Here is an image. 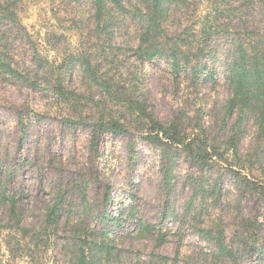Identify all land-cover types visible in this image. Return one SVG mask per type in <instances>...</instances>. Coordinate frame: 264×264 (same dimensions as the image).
<instances>
[{"label": "rangeland", "instance_id": "1", "mask_svg": "<svg viewBox=\"0 0 264 264\" xmlns=\"http://www.w3.org/2000/svg\"><path fill=\"white\" fill-rule=\"evenodd\" d=\"M250 4L260 11V1ZM17 11L14 22L0 18V264H74L84 238L107 246H98V264H235L212 259L213 245L194 229L225 216L233 236L242 217H250L261 221L264 234L262 201L239 176L215 163L203 171L182 151L149 144L134 124L125 132H107L99 125V86L75 69L66 86L83 98L69 104L53 96L48 75L65 55L81 51L82 59L97 61L109 73L106 79L126 83L156 120L166 124L180 116L221 150L235 135L238 152L254 157L262 146L250 117H226L230 88L222 69L215 80L201 75L195 86L165 61L138 60L132 31L99 41L81 0H19ZM180 18L184 27L188 18ZM7 65L28 74L27 82ZM232 154L227 150L228 163ZM168 160L174 169L165 184ZM189 172L198 173L201 185L220 179L221 200L213 204L197 192L196 181L186 179ZM189 202L195 212L187 213ZM240 250L236 264H264L257 251Z\"/></svg>", "mask_w": 264, "mask_h": 264}, {"label": "trees", "instance_id": "2", "mask_svg": "<svg viewBox=\"0 0 264 264\" xmlns=\"http://www.w3.org/2000/svg\"><path fill=\"white\" fill-rule=\"evenodd\" d=\"M248 1L244 4L242 0H235L232 5L227 0H130L127 4L125 0H81V5L87 8L88 19L98 34L97 40L109 42L114 36L126 37V32L132 31V50L138 60L165 61L176 76L189 75L195 86H198L201 75L215 80L220 67L230 88L226 117L238 114L239 122L245 115L250 117L256 139L262 146L261 153L254 157L238 152L235 135L223 143L228 149L221 150L207 138L202 128L198 131L191 129L180 116L166 124L156 120L144 104L128 92L126 83L106 79L109 73L100 69L97 61L82 59L81 51L68 53L58 61L56 70L48 72L54 84L51 93L69 104L83 98L82 94L67 88L65 81L73 76L75 69H79L83 79L101 88L97 99L103 105L99 125L107 132H125L134 124L149 144L182 151L185 159L204 166L201 167L203 171L210 163L225 167L239 176L243 187L260 199L264 207V0H257L260 1V11H252L250 2L253 0ZM18 2L0 0V18L16 21ZM180 15L188 18L184 27H180ZM169 26L175 29L169 31ZM94 50L91 52H99ZM102 50L107 51L105 47ZM2 62L0 58V64ZM7 68L11 74L27 82L28 74L22 75L10 65ZM229 149H232L233 160L228 163L225 154ZM172 162L168 160V167L164 170L165 184H170L173 177ZM197 175L189 172L186 179L197 184ZM219 181L207 185L199 183L197 192H202L205 198L216 204L223 195ZM195 210L196 207L189 202L187 213ZM225 223V216H215L201 221L194 229L213 245L212 259L236 264L237 255L243 248L257 251V258L264 260V234L259 231L262 226L259 219L242 217L241 231L234 232L233 236L228 233ZM19 230L27 232L23 227ZM90 236L86 234L84 237ZM83 240L75 251L74 264H98L97 248L104 243Z\"/></svg>", "mask_w": 264, "mask_h": 264}]
</instances>
